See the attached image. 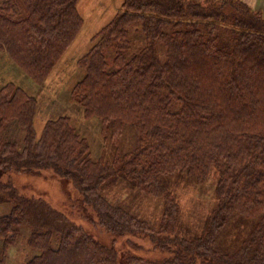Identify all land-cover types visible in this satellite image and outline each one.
Listing matches in <instances>:
<instances>
[{"label": "trees", "instance_id": "1", "mask_svg": "<svg viewBox=\"0 0 264 264\" xmlns=\"http://www.w3.org/2000/svg\"><path fill=\"white\" fill-rule=\"evenodd\" d=\"M77 0H0V51L42 82L82 26ZM71 88L86 116L100 121L110 160L92 158L67 116L34 129L36 98L0 86V264L26 230L33 255L23 264H264V17L241 0H122L78 58ZM11 123L19 131L7 132ZM133 143L121 150L124 131ZM51 172L70 183L82 219L111 234L92 235L11 175ZM216 174L215 203L201 231L185 235L175 181ZM123 177L163 203L151 223L108 199L104 184ZM175 183V184H174ZM173 187V188H172ZM237 216L253 226L237 243L220 232ZM94 223V224H93ZM146 239L148 258L119 251L116 238Z\"/></svg>", "mask_w": 264, "mask_h": 264}, {"label": "rangeland", "instance_id": "2", "mask_svg": "<svg viewBox=\"0 0 264 264\" xmlns=\"http://www.w3.org/2000/svg\"><path fill=\"white\" fill-rule=\"evenodd\" d=\"M122 0H77L76 9L82 18V26L69 43L54 67L42 82H35L10 58L8 53L0 51V86L12 82L22 87L36 98L34 114V129L40 133L48 119L67 116L69 123L82 135L88 145L92 158L100 157L110 160L113 154L112 143L104 142L100 133V121L95 115L86 116L82 108L73 100L71 88L82 77V70L77 65L78 58L89 48L92 35L99 30L114 15ZM18 127L11 123L7 132H18ZM133 143L131 129L124 131L121 138V150H128ZM13 181L25 192H33L44 197L49 203L67 213L76 223L85 227L92 235L108 241L111 234L100 226H94L81 218L77 206L71 207L70 201L74 192L70 183L57 178L51 172L41 174L11 175ZM216 174L211 172L201 184L178 179L173 185L174 193L179 204L180 218L184 234L194 235L201 231L205 218L215 203ZM174 183V184H175ZM105 195L108 199L120 203L141 218L157 223L161 217L162 200L158 196H149L138 191L134 185L123 177L104 184ZM11 203L7 197L0 195V214L8 212ZM253 221L242 216L234 217L226 228L219 234L221 243H237L251 230ZM133 241L140 244V248L132 249L126 241V236L116 238L115 245L119 251L129 249L133 253L148 258H160L165 252L154 250L146 239L133 236ZM1 249V242H0ZM1 252V250H0ZM8 264H23L33 255L27 243L26 230L20 232L16 242L6 248Z\"/></svg>", "mask_w": 264, "mask_h": 264}, {"label": "crops", "instance_id": "3", "mask_svg": "<svg viewBox=\"0 0 264 264\" xmlns=\"http://www.w3.org/2000/svg\"><path fill=\"white\" fill-rule=\"evenodd\" d=\"M264 17V0H241ZM98 31V30H97Z\"/></svg>", "mask_w": 264, "mask_h": 264}]
</instances>
